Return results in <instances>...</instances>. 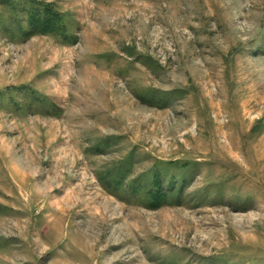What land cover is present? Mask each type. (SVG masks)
<instances>
[{
  "label": "rangeland",
  "instance_id": "obj_1",
  "mask_svg": "<svg viewBox=\"0 0 264 264\" xmlns=\"http://www.w3.org/2000/svg\"><path fill=\"white\" fill-rule=\"evenodd\" d=\"M0 264H264V0H0Z\"/></svg>",
  "mask_w": 264,
  "mask_h": 264
},
{
  "label": "bare ground",
  "instance_id": "obj_2",
  "mask_svg": "<svg viewBox=\"0 0 264 264\" xmlns=\"http://www.w3.org/2000/svg\"><path fill=\"white\" fill-rule=\"evenodd\" d=\"M233 147L238 148V143L229 142L227 145L220 146V148H219L220 152H219L218 156L221 157V159H226L228 161H233L236 163L238 153L232 152ZM217 162H219V161H217Z\"/></svg>",
  "mask_w": 264,
  "mask_h": 264
}]
</instances>
